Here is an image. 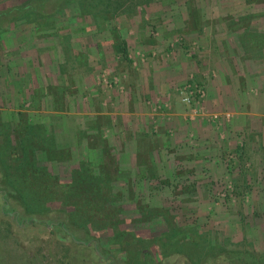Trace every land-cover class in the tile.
<instances>
[{
  "label": "rangeland",
  "instance_id": "obj_1",
  "mask_svg": "<svg viewBox=\"0 0 264 264\" xmlns=\"http://www.w3.org/2000/svg\"><path fill=\"white\" fill-rule=\"evenodd\" d=\"M131 1L113 16L97 4L95 19L75 3L8 26L0 18V139L9 142L1 155L9 171L29 128L32 158L57 181L84 164L95 175L107 170L118 179L117 228L136 238L109 242L110 227L65 223L62 210L72 208L56 188L37 208L44 223L0 217V264L264 258V0ZM16 3L24 0L0 8ZM58 220L90 240L74 245ZM163 231L165 257L154 243Z\"/></svg>",
  "mask_w": 264,
  "mask_h": 264
},
{
  "label": "trees",
  "instance_id": "obj_2",
  "mask_svg": "<svg viewBox=\"0 0 264 264\" xmlns=\"http://www.w3.org/2000/svg\"><path fill=\"white\" fill-rule=\"evenodd\" d=\"M138 1L146 3L147 0ZM71 3H75L79 13L89 14L92 19H95V15L90 11L97 4L101 5L100 10L104 11L106 14H110L111 16H113L117 11L124 12L125 10L129 12L132 6L129 5L132 3L131 0H24V3H16L12 6L0 8V18L6 19L8 21V26L9 22L14 23L15 21L24 18L29 20L28 18L32 15V13H39L38 15L46 14L44 13L46 12L44 8H51L49 13L52 14L54 11L58 10L60 6L66 7ZM121 4H125L124 9H122L123 6H121ZM134 4H136V1ZM102 18H105L104 15H102ZM5 27L3 26L1 28ZM2 128L5 127L2 125ZM15 129L16 128L13 127L12 131ZM23 134L25 135V140L17 143L16 145V148L20 150L22 156L13 166L11 171L8 170V166L3 164L2 160V156L6 155V144L9 143L8 139L6 136H3L2 139H0V156L2 155L0 157V172L3 178L0 181V217H7L9 222L11 221L12 224L17 226L44 223L45 221H43V219L37 217V213H43L42 211L40 212V210H37V208L41 207V201L46 196L49 195V197H51V195L56 191V188H58V201H60L63 206H69L72 208V210H62V213H64V216L68 219L65 223L68 222L69 224H72L77 222L79 226L83 227V229L85 228L86 231L87 221H89L88 223H90V221H95L93 225L97 226L99 224H103L104 227L112 228L113 233L111 234L109 242H112L115 237L119 242H123L124 244L135 240L136 236H134L132 232H128L124 229H118L116 225V223L119 224L121 221L119 217L120 207L114 204L117 197L115 192L112 193L111 191L113 183L118 179L110 178L107 170H104L103 173L100 172L102 173V176L95 175L88 170V164H84V166L79 167L80 169L78 170L73 169L75 173L78 172L76 173V177L71 175L69 181H57L53 173H51L44 164H39L32 158L33 147L25 143L30 134L36 136L33 128H29ZM47 140L50 142L49 145L52 146L53 141L49 138ZM30 142L31 144L33 143L32 141ZM14 149H11L10 152H13ZM241 149L242 147L240 145L236 146V153H240ZM50 199H53V197ZM89 201H91V204H94L93 209L78 207L79 204ZM97 205H99L98 208L96 207ZM17 206L22 208V212H20L21 209L16 211ZM144 208H148L149 211L153 212L151 207L149 208L145 206ZM157 214L153 213L152 217ZM96 216H99V218L96 219ZM2 221L7 224L5 220L2 219ZM65 223L58 220L57 229L59 227V230L62 231L65 236L70 238L74 245H86L90 239H83V241L79 240L73 235L70 229H68L67 225L65 226ZM88 225L91 226V224ZM166 235L167 233L163 231L159 233L158 237L154 238V243L156 244L161 257H165L167 255L166 249L168 244H166V246H160L159 239L161 237H165ZM173 236L179 237V233H174ZM191 236L194 235L191 233L188 237L191 239ZM178 240H180V238L177 239V241ZM94 250L95 249H92V252L95 254ZM234 253L236 254L237 252ZM238 253L240 254V252ZM142 256L143 254L140 253V256L137 255L136 258H142ZM109 258L111 257H108V261H110ZM256 262L264 264V258L258 257ZM244 263L247 264V262Z\"/></svg>",
  "mask_w": 264,
  "mask_h": 264
}]
</instances>
